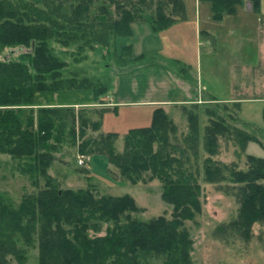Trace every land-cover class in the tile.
I'll return each mask as SVG.
<instances>
[{
    "label": "trees",
    "instance_id": "16d2710c",
    "mask_svg": "<svg viewBox=\"0 0 264 264\" xmlns=\"http://www.w3.org/2000/svg\"><path fill=\"white\" fill-rule=\"evenodd\" d=\"M31 1L0 0V53L9 49V53L19 54L17 60L0 61V154L18 160L26 158L27 171L43 177L46 183L37 195L25 198L19 209L0 199V264H9L8 256L21 257L11 241L15 232L28 244L37 233L38 264H193V241L185 223L201 213L200 187L182 171V159H188L185 151L181 150V158L171 154V150L179 152L181 148L169 144L168 133L174 128L167 115L162 108H155L149 125L128 129L123 152L117 153L114 143L118 133L101 130L103 114L110 108L94 111L100 119L91 121L83 107L106 105L112 78L103 81L68 73V64L53 47L57 44L68 48L79 42L84 47H107L113 38L116 48L119 39L132 35V24L139 19L146 20L151 30L159 33L181 15L182 0H135L133 5L155 7L150 18L143 16L144 10L134 12L132 5L125 9L116 3L117 20H112L103 6L90 18L94 0ZM100 26L102 29H98ZM123 50L128 56L130 44L120 48V56ZM144 58H130L122 68L138 66ZM212 101L207 100L205 105H220ZM198 109L193 104V110ZM204 112L209 116V125L205 127L203 146L214 155L217 137L230 135V126L214 110L206 108ZM262 114L264 122V108ZM187 120L189 134L183 142L197 157L198 114L189 111ZM88 130L97 137L87 136ZM233 130L242 151L249 142L261 145L255 135L242 128ZM67 142L77 144L79 155L106 157L131 184L144 181V174H148L149 181H160L161 199L172 207L170 219L131 218L130 214L142 209L127 194L96 197L88 189L59 191L52 186L47 169L53 162V152ZM247 163L244 172L218 166L207 158L203 168L205 181L212 184L223 182V172L229 170V179L238 185L241 194L238 218L230 226L245 238L250 237L254 224L264 226V184L260 183L264 182V159L247 156ZM103 224L108 225L104 235L95 236Z\"/></svg>",
    "mask_w": 264,
    "mask_h": 264
},
{
    "label": "rangeland",
    "instance_id": "374dc122",
    "mask_svg": "<svg viewBox=\"0 0 264 264\" xmlns=\"http://www.w3.org/2000/svg\"><path fill=\"white\" fill-rule=\"evenodd\" d=\"M193 2V0H185L187 10L188 8L192 10ZM30 3H33V1L28 0V4ZM116 3L122 4L125 9H130L132 5V11L135 9L137 11L144 10L143 16L145 18L153 17L154 6L147 9L142 5H133L135 0H114V3L109 0H94L90 7V18H92V15L98 14L99 9L103 6L108 11L109 17L112 20H117L119 10L116 9ZM37 5L41 6V4ZM140 11L138 14H140ZM187 16L192 20L189 14ZM188 21L178 23L171 31L163 30L159 32V35L154 33L150 35L149 23L146 20L139 19L134 22L136 24L133 27V35L126 39H119L116 48L113 38L109 39L107 47L98 45L84 47L83 42L68 48L57 44H53V47L57 56L68 64L66 68L68 73H76L79 78H97L103 81L109 77H114L111 91L108 94L109 98L113 97L112 94L115 92L117 80L120 78L126 80V83H135L136 81L145 84L149 82L148 91L145 85L140 84L137 89L139 93L133 91L132 86H130L128 101L160 97L165 94L167 89L170 90L172 99L184 100L189 97L187 96L188 90H194L195 88L196 92L198 88L197 80L199 82L203 80L204 85L207 81H211L210 88L208 87V91L201 96L202 100L206 99L205 95L208 93L222 97V94L226 92L228 66L230 67L233 63H236L231 59L229 47L234 46L232 41L235 38L242 41L245 38L236 37V35L229 38L226 36L229 31L228 28H218V39L214 44H211L205 38L199 40L198 35L192 29L193 23L190 20ZM98 29H102V27L100 26ZM149 36L152 38L149 39ZM127 44H131V46L133 44L134 48L130 46L128 56L124 50L123 55L120 56V48ZM243 46H241V49ZM81 47L83 49H80ZM141 47H151V49L158 50L149 53L139 66L133 64L122 68L123 65L127 64L126 62H129L134 52L136 54L137 51L142 49ZM245 47L247 50L249 49L248 45ZM9 52V49H4L0 53V61L5 59L17 60L18 52L14 54ZM123 69H126V71H121ZM194 97L183 103L167 105L163 109L174 128L173 132L169 131L168 133L169 144L172 148H181L179 152L171 150V154L173 157L181 158L183 156L181 150L185 151L188 159H182V171L190 174L200 187L201 213L194 220L185 223V227L193 241L192 262L193 264H264V226L258 223L254 224L250 230V237L247 238L231 229V222L238 218L241 194L238 192V185L233 184L229 179V170L226 169L223 172L226 177L223 182L212 184L205 181L203 169L205 159L210 158L218 166L234 167L236 170L247 171V156L264 159V151L259 150L256 145L242 151L239 140L234 136L233 127L242 128L246 132L255 135L260 140L263 148L264 132L240 124L237 117H235V110L228 109L227 106L222 107V105L214 107V105L201 104L199 101L194 100ZM193 104H197L199 109L193 110ZM83 107H86V115L91 121L100 119L99 114L93 113L94 111L98 112L101 109L109 108L107 105H85ZM206 108L214 110L220 117L225 118V122L230 126V135L217 137V151L214 155L208 154L203 146L202 138L205 127L209 125V116L204 112ZM191 110L199 117L200 143L196 149L197 157L183 142L189 134L187 113ZM243 113L250 116V121L263 125L259 106L244 107ZM236 114L242 117L239 113L236 112ZM151 115V109L145 105L138 106L134 104V106L118 107L116 111L112 109L103 114L101 130L118 133L119 136L115 140L114 148L117 153H121L124 148V135L128 129L149 125ZM92 134L94 135V132L88 130L87 136ZM94 136L97 137V133ZM169 149L170 147H168V151ZM78 155L77 144L73 145L71 142L59 145L58 150L53 152V162L47 169L49 178L53 180V182L51 180L52 186L59 189V191L88 189L96 197L127 194L142 209L138 213L130 214L131 218L149 221L164 216L170 219L172 207L161 199L162 184L160 181L156 179L149 181L148 174H144V181L131 184L119 174L115 167L108 163L106 157L85 155L84 163L79 165ZM27 163L29 161L26 158L18 160L0 154V199L14 209H19L25 198L37 195L46 183L43 177H37L27 171L25 165ZM260 183L264 184V182ZM107 226L106 224L101 225L99 234L95 235L92 232H89V234L91 236H102ZM15 233L11 235V241L15 243L16 248L21 252V257L8 256L11 260L9 264H38L39 243L37 233L34 234L30 244L25 243V240L23 241V237L19 235L20 233Z\"/></svg>",
    "mask_w": 264,
    "mask_h": 264
},
{
    "label": "crops",
    "instance_id": "0c3cea01",
    "mask_svg": "<svg viewBox=\"0 0 264 264\" xmlns=\"http://www.w3.org/2000/svg\"><path fill=\"white\" fill-rule=\"evenodd\" d=\"M193 1L192 10L190 8L187 10L185 0H182L181 15L177 17L176 21L170 27L165 29V31H171V29L178 23H182L183 21L189 22L188 20H190V22L193 23L192 29H194L195 34L198 35L199 40L205 38L207 42H210L211 44H214V42H216L218 39V28H228L229 31L227 32L226 36L229 38L232 36L234 37L235 35L236 37L245 38L243 41L239 38H235V40L232 41L234 46L229 47L231 59L236 63H233L230 67L228 66L226 92L222 94V97H217L216 94L208 93L205 95L206 99L202 100L201 96L208 91L211 81H205L206 83L204 85L203 80H200V82L197 80L196 84L198 88L196 92L195 88L194 90H188L187 96L189 97L184 100L172 99V94L170 90L167 89L165 94L160 97L146 98L138 101H128L127 98L130 92V86H132L133 91L135 90L136 93H139L137 89L139 88L140 84L145 85L147 90L149 82L145 84L143 82L139 83L136 81L135 83H126V80H121L120 78L117 80L115 92L112 94L113 97L109 98L108 96L105 99L107 101L106 105L110 108V110L116 107L115 111L118 107L122 106H134V104H137L138 106L145 105L149 107L152 112L155 108L164 109L167 105L183 103L188 99H192L196 95L197 98L194 97V100L199 101V103L204 104L207 103V100L212 99V103H218L222 106H227L228 109L235 110V117H237L239 122L249 124L251 128H257L259 131H263L264 122H262L263 125H258L255 122L250 121V116L243 113V109L244 107L252 108L254 105L259 106L263 121L264 0ZM188 14L191 16L192 20L188 18ZM135 24L136 23L132 24V31ZM151 31L152 30H150V35L154 33ZM154 34L159 35V33ZM148 38L150 39L152 37L149 36ZM242 45L244 46L241 49ZM246 45L249 46L248 50L245 47ZM132 47L134 48L133 44L131 48ZM141 48L142 49L137 51L136 54L135 52L133 53L132 59L139 56L146 57L149 55V53H154L158 50L155 48L151 49V47ZM118 75H116V77H118ZM113 80L114 77H112V83ZM236 112L242 117L238 116ZM254 145L258 146L259 150L264 151L263 146L260 145L262 147L261 148L259 144L254 142H249L246 149L248 150L249 147H253Z\"/></svg>",
    "mask_w": 264,
    "mask_h": 264
},
{
    "label": "built area",
    "instance_id": "2783aa9c",
    "mask_svg": "<svg viewBox=\"0 0 264 264\" xmlns=\"http://www.w3.org/2000/svg\"><path fill=\"white\" fill-rule=\"evenodd\" d=\"M84 160H85L84 157L80 156L78 160L79 165H82L84 163Z\"/></svg>",
    "mask_w": 264,
    "mask_h": 264
}]
</instances>
